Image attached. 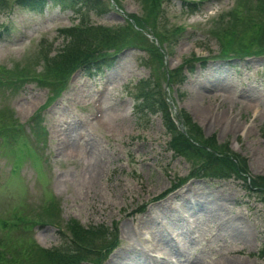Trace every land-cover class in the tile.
<instances>
[{
  "label": "rangeland",
  "instance_id": "1",
  "mask_svg": "<svg viewBox=\"0 0 264 264\" xmlns=\"http://www.w3.org/2000/svg\"><path fill=\"white\" fill-rule=\"evenodd\" d=\"M102 1L110 11L100 16L79 5L63 9L52 4L40 14L24 13L9 1L7 12L0 11V31L7 26L0 34V123L6 124L0 129V219H9L4 215L11 208L32 233H21L5 256L26 257L21 247L51 249L65 243L60 229L72 218L84 227L102 224L109 235L113 222L118 227L107 256L78 264H154L162 261L164 249L163 244L157 249V239L186 230L182 219L169 222L178 211L185 216L186 200L198 199L195 216L188 218L194 229L188 240L195 251L182 264H264V198L246 184V176L264 175V56L226 63L217 53L225 46L237 49L239 37L213 35L226 31L236 0H204L192 13L181 0H161L163 12L159 9L155 17L159 31L170 33L177 25L186 30L159 40L148 26L126 17L152 19L154 2ZM93 25L118 32L94 50L95 56L132 45L116 57L111 70L90 80L74 72L57 95L35 80L42 60L53 58L64 42L59 30ZM123 27L138 34L127 35ZM244 35L241 43L248 38ZM191 59L198 60L192 67ZM20 68L34 72L7 82L10 70ZM147 83L155 85L179 118L186 116L199 128L201 140L227 149L245 169L222 180L187 178L194 165L170 149L171 134L160 115L137 118L133 113V99ZM36 120L43 128L37 140L32 133ZM49 198L56 209L46 214L42 208ZM207 206H216L222 216L206 217L202 209ZM2 244L5 251L4 239ZM117 252L122 254L118 258Z\"/></svg>",
  "mask_w": 264,
  "mask_h": 264
},
{
  "label": "trees",
  "instance_id": "2",
  "mask_svg": "<svg viewBox=\"0 0 264 264\" xmlns=\"http://www.w3.org/2000/svg\"><path fill=\"white\" fill-rule=\"evenodd\" d=\"M54 4L59 5L62 8H69L73 5H79L86 7L97 15H103L109 11V5L102 0H51ZM149 1V0H148ZM155 5H150L151 18L143 16V18L130 15L131 22L134 25L139 26V23L146 25L150 28L153 36H156L157 40L167 39L168 35H174L179 32L178 28L170 33L159 31V26L155 23V17L157 16L159 9H157L156 3L159 0H151ZM17 4L25 11L30 13H39L43 10L45 0H16ZM234 7L228 12L229 20L226 22V31H220L219 33H213L215 37L223 40L224 35L228 32L234 37H239L238 48L231 49L225 46L222 50H231L235 54H261L264 51V0H247L242 3L236 0ZM194 4L185 2L184 6L188 8V11L193 10ZM7 8L5 0H0V8ZM149 20V23L146 22ZM229 22V23H228ZM149 24V25H148ZM141 27V26H139ZM127 30V35L131 32L132 34H138L137 29L131 27H123ZM142 28V27H141ZM83 29V30H81ZM156 30V33L154 31ZM63 34L64 42L60 46L58 52L52 57H46L42 60V71L41 74L36 75L37 81L49 86L55 95L61 91L62 84L66 81L69 72L75 68H79L80 72L85 75L94 73V70L100 72L103 68H109L113 64V59L109 55L99 54L95 56L94 50L100 49L105 46L110 35L118 33L117 30H110L98 26L94 27H70L66 30L61 31ZM85 34V39H82L81 34ZM247 34L248 38L244 43L241 40ZM90 35L92 40H88L86 37ZM128 44H123L124 46ZM151 48L159 54V48L154 44H148ZM255 46L251 49L250 47ZM224 54V53H222ZM29 69V68H28ZM26 68L14 69L9 72V79L30 77L34 70L28 71ZM32 71V72H31ZM0 72H3L2 70ZM177 72L169 75V80L173 79ZM181 78H178L180 80ZM155 85L146 84L142 85L141 88L135 95L133 102V112L138 118L140 115L160 113L165 128L171 134L170 146L178 154L185 157L191 165H194V173H202L211 177L225 178L231 174H240L242 169L233 159L232 154L227 149H221L220 146L213 145V142L203 139L201 140L199 129L192 126L186 116H182L183 123L190 127L193 134L190 136L191 139L186 137L180 131L175 129L166 101L162 95L154 90ZM6 124L0 123V129H4ZM13 126V125H12ZM11 126V127H12ZM14 128V126L12 127ZM187 129V127H186ZM196 131V132H195ZM14 133V129H12ZM35 139H39L43 133V128L39 129V121H34V128L32 130ZM197 136V137H195ZM247 186L255 193L261 195L264 198V176H254L248 178ZM52 204V201H48V205ZM42 211L46 214L52 213V208L43 207ZM26 224L19 218L12 216L11 222L2 223V229H6L4 241L6 243V250L0 251V264H77L78 262L88 259L97 260L101 257V251H107L112 246V239L110 241L105 240L103 236L104 232L100 228L95 230L83 229L75 220H69L65 225L66 242L52 249H43L35 246L34 248H22L21 252L26 254V257H6L8 254L9 247L13 246L16 238L23 233L29 234L26 229ZM33 244V243H32ZM3 246V244H2ZM32 252L30 258L27 255Z\"/></svg>",
  "mask_w": 264,
  "mask_h": 264
},
{
  "label": "bare ground",
  "instance_id": "3",
  "mask_svg": "<svg viewBox=\"0 0 264 264\" xmlns=\"http://www.w3.org/2000/svg\"><path fill=\"white\" fill-rule=\"evenodd\" d=\"M194 203L198 204V201H195ZM202 213H204V215L206 217H215V218H219L222 216V211L220 209H217L216 206H212L211 208H209L208 206L203 208L202 209ZM184 217V216H182ZM161 234V233H160ZM169 243V240L163 236V234L157 239V243L155 245H157V249L158 247H162V244L163 246L168 244ZM173 244H171L172 246ZM174 246V245H173ZM175 247V246H174ZM131 248V247H129ZM161 250V249H160ZM163 253V252H162ZM118 255H122L120 254L119 252H117L115 254V256L118 258Z\"/></svg>",
  "mask_w": 264,
  "mask_h": 264
}]
</instances>
